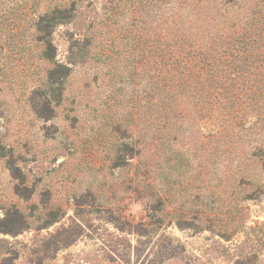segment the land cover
Returning a JSON list of instances; mask_svg holds the SVG:
<instances>
[{
    "label": "rangeland",
    "instance_id": "1",
    "mask_svg": "<svg viewBox=\"0 0 264 264\" xmlns=\"http://www.w3.org/2000/svg\"><path fill=\"white\" fill-rule=\"evenodd\" d=\"M228 1L0 0V264H264V54L210 48L264 3Z\"/></svg>",
    "mask_w": 264,
    "mask_h": 264
},
{
    "label": "trees",
    "instance_id": "2",
    "mask_svg": "<svg viewBox=\"0 0 264 264\" xmlns=\"http://www.w3.org/2000/svg\"><path fill=\"white\" fill-rule=\"evenodd\" d=\"M253 2L262 5L264 0H253ZM238 3V0H229L228 3H225L223 6L228 13ZM259 9H262V7ZM260 15H263V10H259V15H249L240 24H236V26L232 28V32L229 33L230 37L226 38L224 43L219 44L216 38L213 37L214 40L212 44H210V48L216 51V55H219V57L216 58L218 63L238 62L244 64L242 61L245 57L247 58L248 54H250L249 50H252V47L250 46L252 42H259V44L256 46L257 54H264V45L263 43L260 44L261 39H264V33H262L264 31V25L259 26V30L256 32L259 36H257V34L254 36H249L250 29L254 26L256 27L254 22L261 21V17L259 18ZM219 34L221 33H218L217 35L219 36ZM190 48L195 49L193 46H190Z\"/></svg>",
    "mask_w": 264,
    "mask_h": 264
}]
</instances>
